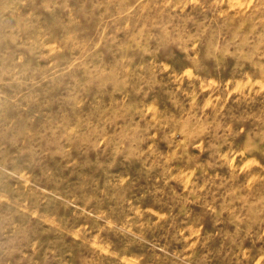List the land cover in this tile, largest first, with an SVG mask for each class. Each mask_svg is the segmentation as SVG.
Listing matches in <instances>:
<instances>
[{
  "label": "rangeland",
  "instance_id": "374dc122",
  "mask_svg": "<svg viewBox=\"0 0 264 264\" xmlns=\"http://www.w3.org/2000/svg\"><path fill=\"white\" fill-rule=\"evenodd\" d=\"M0 264H264V0H0Z\"/></svg>",
  "mask_w": 264,
  "mask_h": 264
}]
</instances>
